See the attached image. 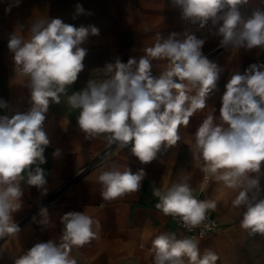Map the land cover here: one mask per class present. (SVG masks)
<instances>
[{
    "label": "clouds",
    "instance_id": "9594fccd",
    "mask_svg": "<svg viewBox=\"0 0 264 264\" xmlns=\"http://www.w3.org/2000/svg\"><path fill=\"white\" fill-rule=\"evenodd\" d=\"M19 0H17L18 4ZM251 0H170L180 18L198 30L211 25L219 36V46L253 49L264 47V7L249 10ZM264 5V0H260ZM6 11H10L6 9ZM90 14L75 6L74 17ZM20 25L8 36L7 48L13 54L14 71L28 78L30 107L0 115V238L20 231L13 213L20 210L23 191L20 182L47 195L44 155L50 145L45 129L50 103L59 104L60 96L74 85L85 70L88 53L83 47L90 36L99 35L95 25L76 27L60 18H42L28 26L30 36ZM159 33L153 46L144 49L138 60L117 58L102 68H94L85 87L68 96L73 109H80L79 129L85 139L100 134L109 145L131 153L142 163L157 159L161 148L176 146L179 129L187 127L207 99L218 90L220 68L203 52L206 40L194 33ZM153 60H166V68L153 75ZM195 90V94L191 93ZM8 108L0 99V109ZM193 159L202 161V171L232 189H238L233 201L243 207L241 227L250 234H264V194L260 177L264 175V64H251L243 74L237 72L224 85L219 117L208 115L195 132ZM60 155V149L53 156ZM143 168L102 171L98 181L101 196L112 200L138 192L145 178ZM158 198L155 207L165 216L180 217L189 231L200 226L212 200H198L187 183L175 184L166 191L153 188ZM41 223L48 222L46 207L39 209ZM64 226L61 242H38L17 258L14 264H77L70 257L73 246L81 247L96 238L93 226L99 222L84 212L71 211L61 217ZM207 227V225H205ZM204 232L200 233L203 237ZM154 264H216L219 257L206 250L201 257L194 238L177 239L175 233H162L153 241Z\"/></svg>",
    "mask_w": 264,
    "mask_h": 264
},
{
    "label": "rangeland",
    "instance_id": "374dc122",
    "mask_svg": "<svg viewBox=\"0 0 264 264\" xmlns=\"http://www.w3.org/2000/svg\"><path fill=\"white\" fill-rule=\"evenodd\" d=\"M120 1L126 35L116 38L109 34L107 37L89 40L91 47L95 48V57H102L105 64L114 62L117 58L122 62H127L130 57L138 60L146 54L144 49L154 45L158 33L163 38L168 37L166 4L170 0ZM66 2V0H19L17 4V0H9V5H6L8 0H0V43L7 48L9 34L20 25L25 27L23 35L28 38L30 36L28 26L37 20L40 12L47 15L71 12ZM257 6L264 7L260 0H251L248 7L251 10ZM9 8L10 11H6ZM17 8L20 9V13L16 14ZM151 15H158V21H152ZM81 24L79 23L78 27ZM180 24L184 25L183 22ZM181 31L178 32L181 33L178 39H183L186 33ZM220 39L219 36L207 37L203 48L205 55L220 68L218 90L207 99L206 107L194 114L186 128L180 127L181 140L177 145L170 148L162 147L157 159L148 164H142L131 153L130 145L124 149L117 144L109 145L106 139L108 134L85 139V133L78 125L76 129L63 125L55 127L54 119L47 117L50 145L44 153L47 162L41 167L45 170L48 193L41 196L38 189L28 186L23 181L20 182L23 191L21 207L19 211L13 213V220L18 224L20 231L0 238V264H14L17 258L38 242L52 240L60 243L64 227L61 224V217L71 211L84 212L99 222L98 227L93 226L96 232L95 239L81 247H72L70 257L75 258L77 264H154L152 241L162 233H170L169 225H178L157 212L153 205L157 198L153 195V188L161 186L168 189L180 183H187L196 199L212 200L217 205L215 210H210L219 216L220 226L203 241H197L201 257L206 250H211L219 257L216 264H230L231 255L236 253L245 259L242 264H264V234H250V230L243 229L241 220L244 209L233 205L239 190L227 187L223 181H217L211 174V180L201 189L202 178L207 173L202 171L203 162L197 164L193 159L195 132L208 115L219 117L224 85L237 72L243 74L249 65L264 64V47L222 48L219 46ZM7 51L9 52L8 48ZM10 61L13 62L12 56ZM152 64L155 76L166 68L167 61L153 60ZM90 72L84 70L77 82L68 86L64 94L71 95L85 87ZM3 74L11 81L12 89L21 84L24 97L30 95L28 78L17 75L13 66L4 70ZM191 94L194 95L195 90ZM216 96L218 99L211 101L210 98ZM76 111L79 116L80 109ZM69 120L74 123L77 118L72 117L67 122ZM68 145L74 148H66ZM78 145L83 148H78ZM56 149H60V155L54 157L53 152ZM126 168H130L133 173L144 169L146 175L138 192L105 200L99 207H86L81 199L72 200L66 194L68 189L78 186L84 179L92 176H96V182L102 189L98 181L102 171L118 169L123 172ZM260 186L264 194V182L260 181ZM133 196L136 198L131 201L129 197ZM41 207L48 210L46 224L41 223L43 219L39 215ZM155 215L159 217V221ZM178 229L177 239L187 238L181 228ZM248 257L251 259L250 262L246 261ZM183 259L185 264H188V258Z\"/></svg>",
    "mask_w": 264,
    "mask_h": 264
},
{
    "label": "crops",
    "instance_id": "0c3cea01",
    "mask_svg": "<svg viewBox=\"0 0 264 264\" xmlns=\"http://www.w3.org/2000/svg\"><path fill=\"white\" fill-rule=\"evenodd\" d=\"M66 1H67L66 5H69L71 12L61 13V14H49V15L40 12L39 17L37 19H42L47 17L60 18L63 20V22L67 24H72L76 27H78L79 23H82L81 25L83 26H88L90 24L95 25L99 29V35L90 36L87 43L83 45V47L87 48L88 50V53L84 60V64H85V70L87 71H91L94 68H102L105 65V62L102 57H97V58L95 57L94 55L95 48L91 47L89 40L95 37H99V38L107 37L109 34L111 36L114 35L116 38L124 37L126 35L125 34L126 27L124 23L125 20L122 14L123 11L120 8L122 5L121 1L120 0H66ZM77 4L82 5L83 8L86 10V13H90V14H84L73 18L75 13V6ZM6 5H9V0ZM166 9L168 11V15L166 19L167 36L173 32L178 33V32H182L181 30H183L184 32L186 31V33H194L198 38H203L205 40L207 39V37H217L216 35L213 34L214 30L213 32H210L211 25L198 30L197 25H192L189 22L182 20L180 18L179 9L174 8L170 2H167ZM15 13L16 14L20 13V9L17 8V11ZM151 18L152 21L154 20H156V22L158 21V15H151ZM180 22H183L184 25H181ZM111 31L112 33H110ZM10 56H13V54L8 52L7 48H5V46L2 43H0V99L6 101L8 104V108L0 109V115H5V114L11 115L14 111L24 112L27 111L30 107L29 106L30 95H27L28 96L27 98L24 97L22 93L21 84H19L15 89H12L11 81H9L7 77L4 76L3 74V71L7 70L10 66L15 67L14 62L10 61ZM68 96L70 95L61 94L59 104L50 103L49 111L46 114V121H45L46 131H47V117H49L50 119H54L55 127H57L58 125H63V126H72L75 129L77 128L78 125L77 121H74L73 123L69 120V122H67V120L70 118L72 119V117L75 118L78 117V112L76 111V109H73L71 105L68 103ZM210 99H212L211 101H216L218 99V96ZM69 147L74 148V146H70V145H68L66 148ZM78 148H83V147L78 145ZM261 171L262 173H264V168ZM206 175H209L211 180V175L208 173L205 174L202 178L201 189H203L204 186L210 181V180L209 181L205 180ZM95 178L96 176L86 178L78 186L71 187L66 192L67 196L72 200L81 199L84 206L86 207H99L104 203L105 199H103L101 196L102 189L100 188L99 184L96 182ZM260 181L264 182V175H261ZM155 188H159L161 191L167 190V188L161 186ZM129 198H131L132 199L131 201H133V199H135L136 197L133 196ZM157 203H158V198H156V200H154L153 202L154 207ZM157 212L163 214L158 210ZM155 218L157 220L159 219V217H157L156 215ZM178 228L179 227L176 225H169L168 232L175 233L177 237V235H179ZM183 233L187 238H189L184 231ZM201 240L203 241L204 239ZM201 240H196V241H201ZM230 258H231L230 264H242L243 261L245 260L242 259L240 254L237 253L231 255ZM247 259H246L247 262L251 261L249 257Z\"/></svg>",
    "mask_w": 264,
    "mask_h": 264
},
{
    "label": "built area",
    "instance_id": "2783aa9c",
    "mask_svg": "<svg viewBox=\"0 0 264 264\" xmlns=\"http://www.w3.org/2000/svg\"><path fill=\"white\" fill-rule=\"evenodd\" d=\"M205 180L209 181L210 176L206 175ZM198 200H204V199L201 198ZM158 211L161 212L160 210H158ZM167 217L174 220L177 223V225L187 234V236L189 238H194L195 240H201V239L207 238L209 235L213 234L218 229V227L220 226L219 217L216 214H214V212H212L211 210H208V212L206 214V219L204 220V222L200 226L192 229L191 231H189L188 228L185 227V225H184L183 221L180 219V217H178V216L173 217L170 215ZM205 225H207V227H205ZM201 232H204L203 237L200 236Z\"/></svg>",
    "mask_w": 264,
    "mask_h": 264
}]
</instances>
